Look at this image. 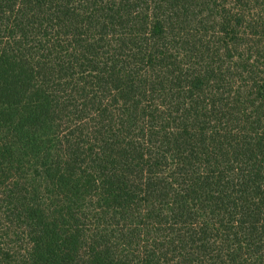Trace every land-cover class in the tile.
Listing matches in <instances>:
<instances>
[{
	"label": "trees",
	"instance_id": "obj_1",
	"mask_svg": "<svg viewBox=\"0 0 264 264\" xmlns=\"http://www.w3.org/2000/svg\"><path fill=\"white\" fill-rule=\"evenodd\" d=\"M263 38L264 0H0V264H264Z\"/></svg>",
	"mask_w": 264,
	"mask_h": 264
},
{
	"label": "rangeland",
	"instance_id": "obj_2",
	"mask_svg": "<svg viewBox=\"0 0 264 264\" xmlns=\"http://www.w3.org/2000/svg\"><path fill=\"white\" fill-rule=\"evenodd\" d=\"M253 10V9H252ZM264 39V38H263Z\"/></svg>",
	"mask_w": 264,
	"mask_h": 264
}]
</instances>
